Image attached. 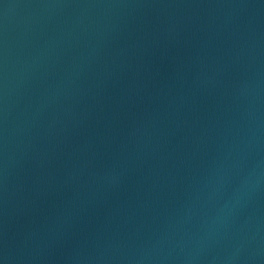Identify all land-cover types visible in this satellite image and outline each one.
I'll return each mask as SVG.
<instances>
[{
	"label": "water",
	"instance_id": "water-1",
	"mask_svg": "<svg viewBox=\"0 0 264 264\" xmlns=\"http://www.w3.org/2000/svg\"><path fill=\"white\" fill-rule=\"evenodd\" d=\"M264 185V0H0V264H202Z\"/></svg>",
	"mask_w": 264,
	"mask_h": 264
}]
</instances>
